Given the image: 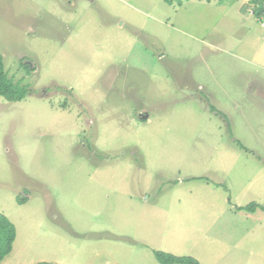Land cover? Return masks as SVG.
I'll list each match as a JSON object with an SVG mask.
<instances>
[{
  "label": "rangeland",
  "instance_id": "rangeland-1",
  "mask_svg": "<svg viewBox=\"0 0 264 264\" xmlns=\"http://www.w3.org/2000/svg\"><path fill=\"white\" fill-rule=\"evenodd\" d=\"M250 1L0 0V264H264Z\"/></svg>",
  "mask_w": 264,
  "mask_h": 264
},
{
  "label": "trees",
  "instance_id": "trees-1",
  "mask_svg": "<svg viewBox=\"0 0 264 264\" xmlns=\"http://www.w3.org/2000/svg\"><path fill=\"white\" fill-rule=\"evenodd\" d=\"M171 5L175 0H163ZM202 1V0H200ZM212 0H205L211 3ZM253 5L252 14L258 18L264 15V0H251ZM28 94L26 87L21 86L19 82L15 83L8 77L4 70L3 58L0 55V96L10 102H19ZM259 208L264 212V207L250 204L243 208L245 211L253 213ZM16 232L14 225L4 215L0 214V262L8 256L12 250V244L15 240ZM154 256L160 264H199L197 260L191 257H177L168 253L154 251Z\"/></svg>",
  "mask_w": 264,
  "mask_h": 264
},
{
  "label": "built area",
  "instance_id": "built-area-1",
  "mask_svg": "<svg viewBox=\"0 0 264 264\" xmlns=\"http://www.w3.org/2000/svg\"><path fill=\"white\" fill-rule=\"evenodd\" d=\"M263 26H264V24H263Z\"/></svg>",
  "mask_w": 264,
  "mask_h": 264
}]
</instances>
